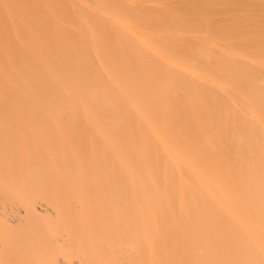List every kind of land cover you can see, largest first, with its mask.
<instances>
[{"label":"bare ground","instance_id":"1","mask_svg":"<svg viewBox=\"0 0 264 264\" xmlns=\"http://www.w3.org/2000/svg\"><path fill=\"white\" fill-rule=\"evenodd\" d=\"M0 264H264V0H0Z\"/></svg>","mask_w":264,"mask_h":264}]
</instances>
